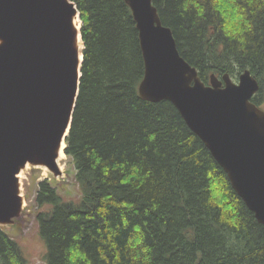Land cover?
Masks as SVG:
<instances>
[{
    "label": "trees",
    "instance_id": "trees-1",
    "mask_svg": "<svg viewBox=\"0 0 264 264\" xmlns=\"http://www.w3.org/2000/svg\"><path fill=\"white\" fill-rule=\"evenodd\" d=\"M82 77L65 153L78 201L39 183L46 264H264V225L169 101L143 100L145 62L125 0H72ZM182 57L210 84L246 69L264 101V0H153ZM0 264H28L0 227Z\"/></svg>",
    "mask_w": 264,
    "mask_h": 264
},
{
    "label": "water",
    "instance_id": "water-1",
    "mask_svg": "<svg viewBox=\"0 0 264 264\" xmlns=\"http://www.w3.org/2000/svg\"><path fill=\"white\" fill-rule=\"evenodd\" d=\"M139 32L143 100L171 102L264 225V110L250 70L206 85L181 56L153 0H125ZM81 18L72 0H0V226L23 210L19 177L27 165L63 175L59 150L72 126L82 77ZM79 38L82 47L79 45ZM66 155V154H65Z\"/></svg>",
    "mask_w": 264,
    "mask_h": 264
},
{
    "label": "rangeland",
    "instance_id": "rangeland-1",
    "mask_svg": "<svg viewBox=\"0 0 264 264\" xmlns=\"http://www.w3.org/2000/svg\"><path fill=\"white\" fill-rule=\"evenodd\" d=\"M77 25H79V21ZM261 108L264 110V101L261 104ZM61 164L63 175L58 178H55L52 173L43 167L28 166L29 168L27 167L26 170L22 171L21 176L18 177L23 198V210L13 225L0 226L17 240L28 264H46V246L40 235L37 212L47 210L48 206L39 208L36 205L35 198L39 183L47 181L65 201H78L81 196L79 186L75 181V170L70 158L66 155L65 160Z\"/></svg>",
    "mask_w": 264,
    "mask_h": 264
},
{
    "label": "bare ground",
    "instance_id": "bare-ground-1",
    "mask_svg": "<svg viewBox=\"0 0 264 264\" xmlns=\"http://www.w3.org/2000/svg\"><path fill=\"white\" fill-rule=\"evenodd\" d=\"M77 22H78V19H76L75 20V24L77 25ZM77 28H80V24L79 25H77ZM79 45H80V47H82V41H81V39L79 38ZM145 62V61H144ZM145 76V75H144ZM144 79V78H143ZM141 84V83H140ZM65 153H64V144H62V146H61V148H60V150H59V154H58V158H57V163H58V165L60 166V168L62 167V164H61V162L62 161H64L65 160ZM29 165H27L26 166V168L28 167ZM26 168L24 169V170H26ZM29 168V167H28ZM44 168V167H43ZM44 169H46V168H44ZM62 169V168H61ZM23 170V171H24ZM21 173H22V171H21ZM23 175V174H22ZM20 176H21V174H20Z\"/></svg>",
    "mask_w": 264,
    "mask_h": 264
},
{
    "label": "flooded vegetation",
    "instance_id": "flooded-vegetation-1",
    "mask_svg": "<svg viewBox=\"0 0 264 264\" xmlns=\"http://www.w3.org/2000/svg\"><path fill=\"white\" fill-rule=\"evenodd\" d=\"M261 108V107H260ZM262 109V108H261Z\"/></svg>",
    "mask_w": 264,
    "mask_h": 264
}]
</instances>
